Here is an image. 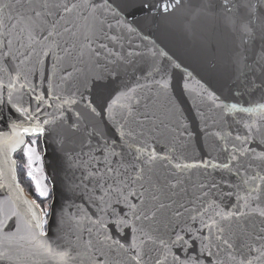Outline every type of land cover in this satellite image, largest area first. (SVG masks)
<instances>
[{
  "label": "snow or ice",
  "instance_id": "1",
  "mask_svg": "<svg viewBox=\"0 0 264 264\" xmlns=\"http://www.w3.org/2000/svg\"><path fill=\"white\" fill-rule=\"evenodd\" d=\"M123 8H141L163 18L180 12L193 19L216 10L217 18L239 40L234 46H250L245 49L249 56L236 52L232 60L253 76L248 81L241 73L248 95L259 92L260 97L244 106L204 85L197 91L186 82L185 91L201 97L210 111L219 110L227 125V131L215 127V120L209 125L198 112L203 138L195 145L174 102L160 112L158 100L161 95L168 99L171 79L159 66L143 73L145 83L94 97L95 82L104 76L86 75L75 63L64 62L84 63L85 57L96 66L102 58L109 64L130 62L107 44L97 45L101 36L120 41V36L108 35L113 28L140 35L127 22ZM0 36L6 40L0 41V187L10 190L0 198V231L7 220L19 218L15 232L0 235V261L264 264V0H209L199 5L186 0H15L0 4ZM154 48L127 55L156 57ZM210 54L216 55L215 47ZM158 55L167 57L173 69L181 68L164 50ZM191 75L187 73L185 80ZM44 81L47 90L40 91ZM229 114L249 118L229 123ZM47 136L57 137L62 147L72 144L68 159L86 172V206H77L76 212L62 210L54 237L47 230L49 205H43L42 214L36 211L41 208L37 199H47L50 193L38 150ZM18 169L37 199L24 198ZM224 172L238 182L226 180ZM216 193L235 196L236 203L228 207ZM250 218L260 219L258 232L245 227Z\"/></svg>",
  "mask_w": 264,
  "mask_h": 264
},
{
  "label": "water",
  "instance_id": "2",
  "mask_svg": "<svg viewBox=\"0 0 264 264\" xmlns=\"http://www.w3.org/2000/svg\"><path fill=\"white\" fill-rule=\"evenodd\" d=\"M117 3L120 0H116ZM192 4H207L209 0H186ZM15 3V0H0V4ZM125 18L128 23L135 27L140 35L136 32H128L127 29L121 28L117 31L113 28L111 35H118L121 37L118 43H113L111 40L101 39L97 41L99 43H105L114 52H120L127 61H117L115 64H109L107 60L100 59V66H96L87 57L84 58V63H80L77 60H66L64 63L70 65L76 64L77 68H81L83 73L90 76L100 74L104 76L103 80L96 81L93 89L94 97L97 93L103 92L105 95L108 93H115L124 86L132 87L137 82L145 83L142 78L149 66L162 69L163 73L170 76L171 87L168 94V99L165 100L163 95L158 100V107L160 112L163 113L166 109L171 107L169 101L174 102L176 107L180 110L177 116L180 120H183L188 125V132L193 134L192 144L202 143L203 134L201 129L203 124L199 119L198 112H203L207 118V123L212 124L215 120L217 128L223 127L227 131V125L221 117L219 110L210 111V105L207 102H202L201 97L196 96L195 93L189 94L184 89V84L187 82L192 88L197 91L200 89V85H204L206 88L215 91L222 99L228 102H238L244 104L249 99H258L260 93L257 92L255 96H249L245 88V73L247 80L251 81L253 76L247 72L242 66L233 63V55L236 52L240 53L241 57L249 56L250 54L245 51L249 48V45H243L240 48L234 46L233 41L236 44L239 40L236 35L226 28L223 21L215 15V11L212 13H201L199 17L193 19L191 16L185 17L182 13L177 12L174 15H170L167 18H163L159 15H153L141 8H123ZM4 14H8L9 10L4 9ZM114 23V22H113ZM107 31V29H105ZM259 31H257V47L259 45ZM143 37H147L144 39ZM65 39H69L65 37ZM82 39V37H81ZM0 41L6 40L3 36H0ZM63 45V40L60 41ZM69 43L71 40L69 39ZM157 51L156 57L151 56H139L129 57L128 52H145L147 48H152ZM96 45H94L95 47ZM14 47H19V43H15ZM216 48V55H211V49ZM164 50L168 57H171L173 61L181 65L180 69H173L167 57L161 58L158 55L159 50ZM102 56H106L107 53L101 50ZM62 54V53H61ZM76 55V52L73 53ZM48 66L51 67L52 57L46 58ZM108 59H115V57H109ZM157 62L159 64L157 65ZM248 64L252 63V59H247ZM71 71V68H68ZM191 73V77L186 81L185 77L187 73ZM118 73V76L114 78L113 74ZM160 74L157 73L155 78L159 79ZM37 84L40 83V78H35ZM199 81V83H197ZM40 91L47 90V82L44 81L43 85L39 89ZM239 90V92L237 91ZM155 89H153V93ZM144 93H141L143 95ZM150 98L155 99L153 94H149ZM5 115L7 114V108L3 109ZM249 118L244 114H229L228 122L232 123L235 119ZM235 127V126H234ZM233 134H235L233 132ZM41 156L42 164L48 180L51 192V198L49 201V225L47 230L49 235L53 236L57 232L58 218L62 210L69 212H76L77 206H86V200L84 198L82 177L86 175L83 168L78 167L74 161L68 159V154L71 153L73 145L65 143L63 147L55 136H47L41 141ZM95 146V141L92 142ZM230 147V145H229ZM76 151H79L77 148ZM85 152L88 149H84ZM15 158V154H14ZM87 159L86 156L82 157ZM235 171V169H233ZM225 179H232L234 183L238 182L237 178L229 176L227 172L223 173ZM213 177L219 181L220 176L213 173ZM196 178L195 172H193V179ZM22 186V184H21ZM79 186V187H77ZM90 186V185H89ZM23 187V186H22ZM24 189V187H23ZM228 189L225 188V191ZM10 190L5 187H0V198H5L9 195ZM25 199L31 201L25 189L23 192ZM217 199L223 198L224 203L231 207L236 203L235 196L229 198L226 195L221 197L220 193H216ZM38 213H41L40 209H36ZM19 218L13 217L7 220L0 231V235L3 232H15L17 228ZM22 223V221H21ZM248 231L253 233L258 232L261 225L259 218H250L244 222ZM0 264H7L6 261H0ZM26 264H32L31 261H27Z\"/></svg>",
  "mask_w": 264,
  "mask_h": 264
},
{
  "label": "trees",
  "instance_id": "3",
  "mask_svg": "<svg viewBox=\"0 0 264 264\" xmlns=\"http://www.w3.org/2000/svg\"><path fill=\"white\" fill-rule=\"evenodd\" d=\"M40 151H42L41 145H40ZM15 158H16V154H15ZM17 160H18V163H21L20 159H17ZM17 174H18L19 181L22 184V186L24 187L25 191L27 193L31 194L35 199H37V197L35 195L34 188L31 187V182L26 178V176L23 173H21L19 171V169H18V173ZM47 183H48V181H47ZM50 198H51V194L49 193V196H48L47 199H43V200L37 199V202L40 203L41 205H44L45 203L48 202V200Z\"/></svg>",
  "mask_w": 264,
  "mask_h": 264
},
{
  "label": "rangeland",
  "instance_id": "4",
  "mask_svg": "<svg viewBox=\"0 0 264 264\" xmlns=\"http://www.w3.org/2000/svg\"><path fill=\"white\" fill-rule=\"evenodd\" d=\"M40 145H41V142H39V152H40V154H41V151H40ZM16 156L18 157V159H19V154L17 155L16 154ZM42 166H43V164H42ZM43 171H44V168H43ZM44 174H45V171H44ZM45 176H46V174H45ZM47 179H46V183H47ZM47 185H48V187H49V189H50V186H49V183H47ZM27 193V192H26ZM28 194V196L33 200V199H35L31 194H29V193H27ZM50 194H51V192H50ZM49 201H50V199L48 200V202L47 203H45V204H49ZM42 208H43V205H41V208H40V210H41V212H42Z\"/></svg>",
  "mask_w": 264,
  "mask_h": 264
},
{
  "label": "bare ground",
  "instance_id": "5",
  "mask_svg": "<svg viewBox=\"0 0 264 264\" xmlns=\"http://www.w3.org/2000/svg\"><path fill=\"white\" fill-rule=\"evenodd\" d=\"M18 155V154H17ZM16 158H17V156H16ZM18 159V158H17Z\"/></svg>",
  "mask_w": 264,
  "mask_h": 264
}]
</instances>
